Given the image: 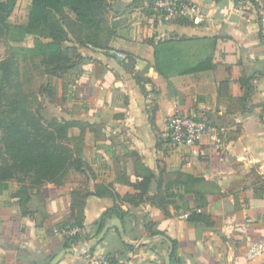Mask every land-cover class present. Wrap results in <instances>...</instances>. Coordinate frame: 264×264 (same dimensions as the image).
Segmentation results:
<instances>
[{"label": "crops", "instance_id": "crops-1", "mask_svg": "<svg viewBox=\"0 0 264 264\" xmlns=\"http://www.w3.org/2000/svg\"><path fill=\"white\" fill-rule=\"evenodd\" d=\"M149 1H113L122 51L79 50L52 117L81 150L79 194L29 179L0 185V264H49L80 209L79 256L58 264H87V255L165 264L160 236L172 243L170 264H264V254H246L264 242V0H189L196 20L156 16ZM176 113L212 127L196 156L167 139ZM181 174L200 183L186 191ZM201 194L206 221L185 219ZM111 209L104 225L117 218L123 234L111 226L86 247Z\"/></svg>", "mask_w": 264, "mask_h": 264}, {"label": "trees", "instance_id": "trees-1", "mask_svg": "<svg viewBox=\"0 0 264 264\" xmlns=\"http://www.w3.org/2000/svg\"><path fill=\"white\" fill-rule=\"evenodd\" d=\"M18 1L0 0V40L10 32V17ZM29 1L28 33L41 31L57 46L71 40L78 51L89 47L122 51L117 47L121 44L119 35L113 27L104 28V22L100 19L109 0ZM149 2L152 5V0ZM13 60L10 56L0 62V185L15 181L23 183L29 179L30 187L50 183L68 186L79 194V189L88 181V175L81 150L71 148L68 143L71 141L68 135L70 125L54 118L46 121L39 111L31 112L27 98L16 84L17 71ZM47 63L54 75L70 72L74 67L62 50L51 55ZM14 89L15 93L12 94L11 90ZM180 177L185 178L186 191L193 190L200 183L199 179L188 175L181 174ZM203 205L204 194H201L198 203L188 207L190 214L187 219L205 222L206 217L195 212ZM113 211L111 209L102 216L99 230L103 228L104 217H110ZM75 219L81 222V209ZM77 222L69 227L81 229ZM64 229L66 227L61 228L60 233ZM77 241L78 234L65 238V248Z\"/></svg>", "mask_w": 264, "mask_h": 264}, {"label": "rangeland", "instance_id": "rangeland-1", "mask_svg": "<svg viewBox=\"0 0 264 264\" xmlns=\"http://www.w3.org/2000/svg\"><path fill=\"white\" fill-rule=\"evenodd\" d=\"M113 1H107L101 12L100 19L104 22V28L113 27L118 17V13L110 10ZM30 6L29 0L17 2L10 17L12 24L10 32L0 40V62L10 56L14 59L13 63L17 71L16 84L22 95L27 98V106L32 113L39 111L48 121L60 111L59 107L64 101L62 100L64 85L70 73L57 75L51 73L47 63L48 58L56 54L57 50H62L63 54L75 64L81 56L78 50L74 49L75 44L70 42L71 40H66L62 45L57 46L41 31L32 30L28 33ZM113 29L118 33L123 27L119 29L113 27ZM11 93H15V89L11 90ZM68 143L70 145V142Z\"/></svg>", "mask_w": 264, "mask_h": 264}, {"label": "built area", "instance_id": "built-area-1", "mask_svg": "<svg viewBox=\"0 0 264 264\" xmlns=\"http://www.w3.org/2000/svg\"><path fill=\"white\" fill-rule=\"evenodd\" d=\"M153 13L156 16L166 19H198V5L189 0H152ZM264 31V19L261 22ZM167 139L172 146L187 147L196 156L199 153L197 142L204 136H209L212 131L210 123L203 118L195 116H185L181 114L172 115L165 124ZM196 213H201L198 209ZM189 212L185 214L187 219ZM80 232L78 227L66 228L61 234L69 238ZM250 259H255L264 254V242L251 243L246 250ZM87 264H128L124 259H112L106 255L97 258L86 256Z\"/></svg>", "mask_w": 264, "mask_h": 264}, {"label": "water", "instance_id": "water-1", "mask_svg": "<svg viewBox=\"0 0 264 264\" xmlns=\"http://www.w3.org/2000/svg\"><path fill=\"white\" fill-rule=\"evenodd\" d=\"M111 226L118 227L120 235L123 234L121 221L117 218L112 219L104 225L103 229L101 230V232L99 233V235L96 239H94V240H92L86 244V247H93L95 245H98L100 243V241L103 239V237L105 236L106 232L109 231ZM159 238L166 241V243L168 245V252H167V255L165 257V264H170V258H171V254H172V250H173L172 243L170 241H168L167 239H165L164 237L160 236ZM68 254L79 256V253L74 248H72V247L65 248L61 252H59L56 256H54L51 259V261L49 262V264H58L60 262V260L65 255H68Z\"/></svg>", "mask_w": 264, "mask_h": 264}]
</instances>
